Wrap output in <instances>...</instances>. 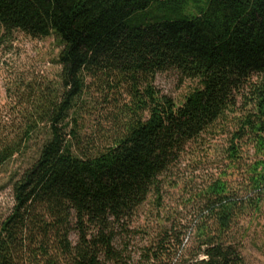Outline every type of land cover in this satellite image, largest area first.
Masks as SVG:
<instances>
[{"label":"trees","instance_id":"obj_1","mask_svg":"<svg viewBox=\"0 0 264 264\" xmlns=\"http://www.w3.org/2000/svg\"><path fill=\"white\" fill-rule=\"evenodd\" d=\"M0 29L61 47L57 83H28L22 125L0 132V171L33 149L9 178L0 264H246L242 223L264 203V0H0ZM169 71L197 82L181 104L155 87ZM205 136H226L232 175L167 215V176ZM147 205L152 235L134 225Z\"/></svg>","mask_w":264,"mask_h":264},{"label":"rangeland","instance_id":"obj_2","mask_svg":"<svg viewBox=\"0 0 264 264\" xmlns=\"http://www.w3.org/2000/svg\"><path fill=\"white\" fill-rule=\"evenodd\" d=\"M60 50L55 37L35 40L20 32L8 35L0 29V132L4 135L13 133L22 125L23 117L20 111L23 108L20 104L24 102L22 94L27 92L28 83H57L60 67L56 61ZM155 87L162 95L181 104L186 95L197 87V82L183 79L178 73L169 71L156 76ZM94 117L96 116L91 120L86 118L87 128L93 125ZM225 140L226 136H217L214 139L205 136L199 143L187 146L185 153L166 179L163 209L169 213L167 215L178 210L182 216L190 217L193 212L191 204L187 202V208L182 205L190 199L188 191H197L225 172L232 175L224 157L227 147ZM37 143L38 141L29 147L34 148ZM32 152L33 149H29L27 157L20 158L0 171V219L6 218L14 206L9 184L10 175L26 166ZM250 157L252 158V153ZM236 175L231 176V180H236ZM157 214L153 205H147L140 210L134 225L147 226L148 233L152 235L157 228ZM242 226L244 230L240 250L246 264H264V203L260 213L244 220ZM77 239V235L73 233L72 242L76 243ZM146 239L144 235L132 238L130 251L135 258L147 244Z\"/></svg>","mask_w":264,"mask_h":264}]
</instances>
